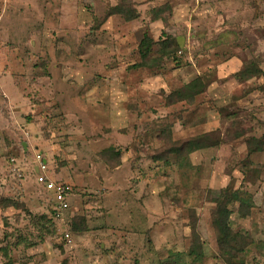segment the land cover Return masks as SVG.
Instances as JSON below:
<instances>
[{
    "label": "rangeland",
    "instance_id": "obj_1",
    "mask_svg": "<svg viewBox=\"0 0 264 264\" xmlns=\"http://www.w3.org/2000/svg\"><path fill=\"white\" fill-rule=\"evenodd\" d=\"M113 1L116 5L117 0ZM130 2L137 19L124 22L113 16L103 23L112 0H0V199L23 203L27 210L0 211V247L15 243L19 235L35 243L40 228L50 229V196L36 185L33 173L36 155L49 162L53 181L71 183L78 196L64 222L53 223V236L33 249L12 248L9 259L0 254V264H61L64 260L102 264L98 250L107 236L99 231L120 227L117 209L107 211L105 183L110 178L122 184L121 198L133 199L134 176L129 167L134 170L139 159L131 158L129 167L117 171L123 153L117 145L126 142L128 150H141L138 141H143V133L150 136L148 162L154 166L156 195L163 209L157 227L172 223L178 235L187 231L188 249L191 231L190 227L186 230V223L193 211L204 242L201 264H221L210 222V211L215 209L212 200L225 188L242 187L251 197L252 208L240 219L237 205L231 207L232 226L252 241L246 264H264V152L248 157L243 140L202 151L190 159L197 170L202 169L200 176L186 165L179 168L176 155L159 164L151 160L167 144L157 137L162 128L176 124L174 141L204 131H224L230 124L225 114L231 109L239 108L234 123L244 130V139L264 140V92L231 106L232 97L245 88L260 91L262 86L264 91V78L252 86H235L230 78L242 68L240 60L264 70V0ZM166 2L171 9L167 23L151 22L150 11ZM162 33L181 38L180 61L188 66L173 69L168 63L148 70L134 68L143 35L157 41ZM231 59L240 62L232 67ZM214 69L222 82L213 84L193 106H166L171 91ZM14 166L21 170V178L11 173ZM249 180L255 184H244ZM109 197L113 200L118 195L113 191ZM41 216L47 219L39 220ZM72 224L80 229L87 225L88 230L74 232ZM132 228L125 221L123 231L131 234V240L122 242L123 250L136 255L142 249L152 251L149 235ZM63 231L68 239L61 237ZM156 243L155 260L149 264H160L169 248ZM172 244L185 249L183 241ZM124 251L121 258L132 264L134 257Z\"/></svg>",
    "mask_w": 264,
    "mask_h": 264
},
{
    "label": "trees",
    "instance_id": "obj_2",
    "mask_svg": "<svg viewBox=\"0 0 264 264\" xmlns=\"http://www.w3.org/2000/svg\"><path fill=\"white\" fill-rule=\"evenodd\" d=\"M150 14L151 22H162V24L165 25L164 23H167L171 16L169 3L166 2L161 7L153 8L150 11ZM113 16H120L124 22H130L138 18V13L135 9H133V5L130 0H117L116 5L111 7L105 14L102 22H106ZM172 36L162 33L159 40L154 41L152 38L144 34L137 46L139 62L134 65V68L148 70L150 68L167 66L168 63H171L173 69H181L188 66V63L180 61L183 53V46L180 42L181 38ZM240 61L242 68L230 76V78L234 79L238 85L242 86L250 82H257L258 80L264 78V70L257 66L256 63L250 62L246 64L244 60ZM221 82L222 81L218 78L217 69L198 75L192 81L174 89V91H171V93L167 96L166 106L170 107L175 104L183 103L193 106L199 96L207 94L210 86ZM255 89L257 90V87ZM258 90L260 91L257 92L262 95L264 92L261 91L262 86ZM252 91V88H245V90L241 91L239 97H232L231 106L232 104H234V106L238 105L239 102L245 100ZM227 108L228 107H226V109ZM238 112L239 108L231 109L225 114V118L230 119V124L224 131L218 129L205 134L189 137L182 141H174L172 139V126L170 123L168 127L162 128L157 136L160 141L166 140L165 143L167 144L163 146L161 153H159L161 155H152L151 160L159 164V161H169L170 155H176L177 166L179 168H186L187 166V168H191V170H196L197 176H200L202 169L199 168L197 170V168L192 165L189 158L194 152L215 149L222 145L230 144L236 140H243L248 152V157L253 153L264 152V140L254 137L244 139V130L242 128L239 130V125L236 126L237 123H234L236 122L234 118ZM142 135L145 136L144 140L146 141L145 144H147L148 142L146 139H149L147 137L149 135L146 133H143ZM120 162L121 159L116 165V168L120 165ZM250 180L247 183L244 182V184H248L250 186L254 185L255 183ZM246 192L247 191H243L242 187L234 191L225 188L220 192L219 198L212 200L215 204V209L210 211V222L215 237L217 256L220 259L221 264H246L245 254L250 249L252 241L249 239L248 235H245V233L235 231L231 221V217L234 213L231 207L234 205H237L236 213L238 218L244 219L250 213L252 200ZM10 208L16 211H27L23 203H19L11 199H0V211ZM194 214L195 213L193 211L190 212L188 222V227H190L191 231L188 249L182 253L174 251L171 252L169 256L162 261V264L202 263L204 258V243L201 239L200 232H198L199 225L197 217H194ZM76 218L77 217H73L72 220ZM40 219L46 220L47 217L41 216L39 220ZM47 222L50 224V229H47L46 227L40 228L39 235L37 236V241L35 243H29L26 239H23L19 235L15 243L0 247V254L2 258L9 259L11 250L14 247H22L24 250L33 249L38 244L43 243L46 237L53 236L55 234V227L53 223L56 221L47 219ZM85 227L80 229L77 228L75 224H72L71 230L74 232H84L88 230V226L86 228ZM8 264L12 263L9 261ZM61 264H67L66 260H64Z\"/></svg>",
    "mask_w": 264,
    "mask_h": 264
},
{
    "label": "crops",
    "instance_id": "obj_3",
    "mask_svg": "<svg viewBox=\"0 0 264 264\" xmlns=\"http://www.w3.org/2000/svg\"><path fill=\"white\" fill-rule=\"evenodd\" d=\"M113 2L114 1L112 0L111 6L115 5V3H113ZM111 20L113 21L114 19H111ZM229 62L232 64V67H235V65L238 64L240 61L238 62L237 59H231ZM217 72H219V71L217 70ZM218 78L220 79L219 73H218ZM193 79H191L190 81H192ZM190 81H188V82H190ZM231 81H233L234 85L236 86V84H237L236 81L234 79H232ZM258 81H260V80H258ZM248 84L250 86H252L251 85L252 82H250ZM256 93L258 94L257 91H252L249 93V95L247 97L255 98V97H257V95L256 96H253V95ZM239 96H233V97H239ZM198 124L199 123H190V125L193 127L196 126L198 128V127L202 126V125L197 126ZM175 126H176V124H173V128H172L173 134H174ZM215 130H218V129L200 132V133L194 134L190 137L197 136L200 134H205V133L212 132ZM147 137L149 138L150 136H147ZM174 138H175V134H174ZM142 139H143L142 142L138 141V143L141 144V147H139V149L141 148V150H138L135 152L127 149L126 142L118 143V145H117L120 147V149H122V152H123L121 154L120 166H118L116 168L117 171L118 170L120 171L125 165L127 167H129L131 160H132L131 158H133V159L137 158L139 160H137V164L135 165L134 170H132L133 168L129 167L130 176H132V178L134 176L133 181H132L133 184H131L133 187V189H132L133 199L132 200L127 201V200H123L121 198V193L123 191V187L121 188L119 186L120 185L122 186V184L118 185L116 183H113L110 178H109L108 182L105 183V190H107L108 195H105L104 201L109 206L107 208V211L111 207L114 208V210L117 209L116 214H117V219L120 223L119 224L120 227H114V225L112 227V225L111 226L108 225V226L112 227L113 229H110V228L104 229L103 228L101 231H99V233L102 236H104V237L107 236V238H103V240L101 241L100 247L98 250L100 253L99 257L101 258L102 264H122V259H123V261H125V264H128L129 261L127 260V258L125 256L123 258H121L122 254H123L122 252L124 251L123 246H122V242L124 240L125 241L131 240V234L127 233V231H123V226H125V221H126L127 225L130 224V227H134V228H132V230L135 233L136 232L142 233L144 231V233L147 234V235L145 234L146 236L149 235L148 241H150L154 246V249L152 251H148L147 249H142L140 252L137 253V255L134 254L136 252H134V253L130 252L129 253L127 251H124V254L126 253L127 255L134 257V259H132V261H131L132 264H149L150 261L154 262V260H155L154 255L156 254V248L155 247L157 246L156 241H158V244H161L160 247H167V246L169 247L167 249V253H166L165 258H163L160 261V264H162V261L165 260L171 252L174 251L177 253H182V252H185L187 250V248H186L187 247L186 246L187 245L186 244V238H188L187 233H186L187 231L186 232L184 231L183 233L178 235V233L175 232L174 228L172 227V225H171L172 223L171 224H165V225H163L164 227H157V219L159 221L160 217L163 216L162 203L159 201V198L156 195V193H157V188L155 185V179L156 178H155L154 173L152 172V169L154 168V166L153 165L151 166L150 162H148L149 161V159H148L149 153L147 151V149H148L147 147L149 144H145L146 141L144 140L145 139L144 135H142ZM149 141H150V138L147 139V142H149ZM121 146H124V147H121ZM210 150H214V149H210ZM210 150H208V151H210ZM202 151H205V150H201V151H197V152L192 153L190 155V159L193 160L194 156L199 157L202 154ZM47 163H49V162L47 161ZM35 167L33 168V173L36 172ZM55 181H63V180L55 179ZM76 191H77V189L74 191V193L70 197V204H71L72 210L74 209L73 204L76 202L77 197H78L76 194ZM113 191H114V193H116V196L118 195V198H115L112 200V198L109 197V195ZM117 199H118V201H116ZM111 202H112V205H111ZM176 211H177V209H176ZM108 216H109V214H108ZM187 223H186V230L188 227ZM160 224H162V223H160ZM160 226H162V225H160ZM145 235H143L144 238H143V236H141V237H142V239L147 241ZM176 240L183 241V243L185 245L184 250H181V246H180V248H179V246H178V248L173 247L172 241H176ZM107 244H113V245L115 244L114 246H116V248L112 249L111 245L107 247ZM203 251H204V257H205L204 245H203ZM27 256H30V255H27ZM113 256H115V259L113 258ZM118 258H120V259H118ZM202 262H203V260H202Z\"/></svg>",
    "mask_w": 264,
    "mask_h": 264
},
{
    "label": "built area",
    "instance_id": "obj_4",
    "mask_svg": "<svg viewBox=\"0 0 264 264\" xmlns=\"http://www.w3.org/2000/svg\"><path fill=\"white\" fill-rule=\"evenodd\" d=\"M35 162V183L50 196L51 219L62 223L71 211L70 197L76 189L67 181H53L49 175L48 163L41 155L35 156ZM11 173L15 178H21V170L17 166L11 169ZM61 237L68 239L69 234L63 231Z\"/></svg>",
    "mask_w": 264,
    "mask_h": 264
}]
</instances>
